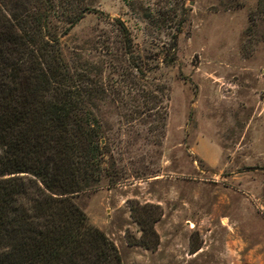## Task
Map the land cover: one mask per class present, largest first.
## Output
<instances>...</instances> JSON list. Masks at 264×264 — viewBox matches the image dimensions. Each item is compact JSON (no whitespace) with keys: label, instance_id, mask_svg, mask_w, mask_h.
I'll return each mask as SVG.
<instances>
[{"label":"rangeland","instance_id":"374dc122","mask_svg":"<svg viewBox=\"0 0 264 264\" xmlns=\"http://www.w3.org/2000/svg\"><path fill=\"white\" fill-rule=\"evenodd\" d=\"M89 6L58 43L71 68L99 81L100 143L120 177L69 200L120 264H264V3ZM168 7L177 33L158 14Z\"/></svg>","mask_w":264,"mask_h":264},{"label":"trees","instance_id":"16d2710c","mask_svg":"<svg viewBox=\"0 0 264 264\" xmlns=\"http://www.w3.org/2000/svg\"><path fill=\"white\" fill-rule=\"evenodd\" d=\"M256 1L260 9L264 0ZM172 7L158 12L163 21H173ZM89 11V0H0V264H120L112 242L68 198L120 177L100 143L96 74L71 68L58 43ZM112 22L131 57L127 29Z\"/></svg>","mask_w":264,"mask_h":264}]
</instances>
